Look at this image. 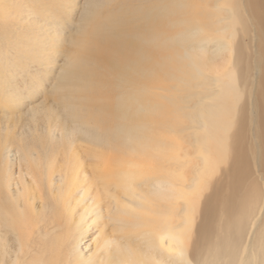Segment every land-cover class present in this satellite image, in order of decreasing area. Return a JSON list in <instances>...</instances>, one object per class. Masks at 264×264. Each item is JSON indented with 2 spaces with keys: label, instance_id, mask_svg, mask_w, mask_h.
<instances>
[{
  "label": "bare ground",
  "instance_id": "1",
  "mask_svg": "<svg viewBox=\"0 0 264 264\" xmlns=\"http://www.w3.org/2000/svg\"><path fill=\"white\" fill-rule=\"evenodd\" d=\"M0 114V264H264V0H0Z\"/></svg>",
  "mask_w": 264,
  "mask_h": 264
},
{
  "label": "rangeland",
  "instance_id": "2",
  "mask_svg": "<svg viewBox=\"0 0 264 264\" xmlns=\"http://www.w3.org/2000/svg\"><path fill=\"white\" fill-rule=\"evenodd\" d=\"M0 115H2V114H0ZM87 240H89V237L87 238Z\"/></svg>",
  "mask_w": 264,
  "mask_h": 264
}]
</instances>
